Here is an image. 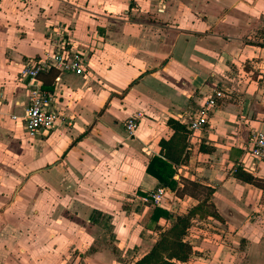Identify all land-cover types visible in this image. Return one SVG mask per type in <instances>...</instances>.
Segmentation results:
<instances>
[{
    "label": "crops",
    "instance_id": "1",
    "mask_svg": "<svg viewBox=\"0 0 264 264\" xmlns=\"http://www.w3.org/2000/svg\"><path fill=\"white\" fill-rule=\"evenodd\" d=\"M54 23L86 66L40 76L67 119L29 138L19 70ZM218 84L190 141L183 122ZM251 131L264 132V0H0V264H134L193 209L183 264H264V188L232 174L264 183L243 149ZM163 153L173 173L159 181L146 168ZM160 185L159 205L143 201Z\"/></svg>",
    "mask_w": 264,
    "mask_h": 264
},
{
    "label": "built area",
    "instance_id": "2",
    "mask_svg": "<svg viewBox=\"0 0 264 264\" xmlns=\"http://www.w3.org/2000/svg\"><path fill=\"white\" fill-rule=\"evenodd\" d=\"M167 1L158 0L160 5H164ZM46 38L49 44L48 49L42 55L29 59L19 70L21 77L27 81L28 103L23 115L18 119L29 138L48 133L58 123H64L67 119L61 111L52 108L53 94L42 88L40 76L55 70L57 75L54 77V81H59L62 73L82 75L86 66L85 52L70 39V29L66 25L58 23L49 25L46 28ZM223 96V89L218 84L216 90L204 97L197 111L186 117L183 124L190 141L196 132L202 131L208 126L211 109L217 105V99ZM16 118L13 116V120ZM137 125L138 119L135 116L128 117L124 121V130L129 137L134 135ZM243 149L255 165H264V132L251 131ZM235 170L236 167L232 169V172ZM165 192V186L160 185L147 192L142 199L147 203L159 205ZM202 223L198 219L193 222L196 226L202 225ZM77 261L75 258L69 264H77Z\"/></svg>",
    "mask_w": 264,
    "mask_h": 264
},
{
    "label": "trees",
    "instance_id": "3",
    "mask_svg": "<svg viewBox=\"0 0 264 264\" xmlns=\"http://www.w3.org/2000/svg\"><path fill=\"white\" fill-rule=\"evenodd\" d=\"M42 88L45 90L44 85H42ZM167 125L175 130L176 140L183 146V139L186 133L185 128L173 119H169ZM162 156L164 159L153 158L146 168V172L159 181L166 180L173 173L171 163L168 161V155L163 153ZM232 174L242 181L255 184L261 189L264 188V183L256 181L251 174L242 168H236ZM208 210L211 216H216L212 208ZM195 213L196 210L193 209L186 214L178 215L166 231L161 234L159 240L149 252L134 264H183L187 262L193 255V249L191 244L183 239L187 231H189Z\"/></svg>",
    "mask_w": 264,
    "mask_h": 264
},
{
    "label": "rangeland",
    "instance_id": "4",
    "mask_svg": "<svg viewBox=\"0 0 264 264\" xmlns=\"http://www.w3.org/2000/svg\"><path fill=\"white\" fill-rule=\"evenodd\" d=\"M70 32H71V29H70ZM16 122H17L16 124L18 125V128H19V130H18L19 133H20V134L22 133V136H23V137H26V136L24 135L22 129H21V126H20L19 122H18V121H16Z\"/></svg>",
    "mask_w": 264,
    "mask_h": 264
}]
</instances>
